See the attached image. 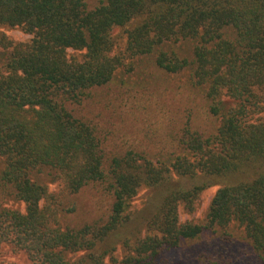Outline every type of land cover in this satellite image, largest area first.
<instances>
[{"label":"trees","instance_id":"trees-1","mask_svg":"<svg viewBox=\"0 0 264 264\" xmlns=\"http://www.w3.org/2000/svg\"><path fill=\"white\" fill-rule=\"evenodd\" d=\"M0 26L31 35L0 70V250L32 264H153L181 240L220 229L224 242L237 227L264 264V0H0ZM115 28H124L122 53H112ZM181 40L188 57L169 48ZM68 49L83 53L70 59ZM150 53L164 72L188 70L217 127L205 133L188 118L169 129L168 144L116 134L109 146L112 129L90 114L96 90L126 57ZM170 173L240 178L215 190L202 223L180 222L178 207L191 206L203 184L167 188L147 221L152 234L106 260L100 244L127 222L132 198ZM55 182L62 194L50 190ZM87 187L108 206L74 225L65 220L76 210L70 196Z\"/></svg>","mask_w":264,"mask_h":264},{"label":"rangeland","instance_id":"rangeland-1","mask_svg":"<svg viewBox=\"0 0 264 264\" xmlns=\"http://www.w3.org/2000/svg\"><path fill=\"white\" fill-rule=\"evenodd\" d=\"M99 1L86 0L88 6H94ZM113 30L112 35L117 43L112 53H122L125 44L124 28ZM30 38L31 35L19 27L0 26V70L13 46L26 43ZM169 48L175 49L179 56H190V41L181 40ZM82 53L68 49L66 56L78 59ZM154 56V53H150L133 58L126 57L107 85L96 90V93L102 94L94 98L90 114L99 124L112 129V136L107 141L109 146L117 142L116 134L138 145L155 144L159 140H167L168 144L169 129H179L188 118L205 133H210L217 127L214 117L204 115L207 101L200 91L189 84L188 70L164 72L155 64ZM128 66H131L130 71H127ZM224 100L230 105L227 98ZM263 115L264 111L257 116ZM238 178L240 177L237 175H229L192 179L170 173L168 181L162 184L141 187L130 201L127 222L100 244L101 250H108L106 260L112 257L121 258L131 251L137 238L152 234L146 227L147 221L167 188L176 185L188 188L194 184H203L204 189L191 206L181 203L178 207L180 222L202 223L215 190ZM49 188L62 194L59 192L58 182L50 183ZM70 199L75 201L76 210L66 215L65 220L74 225L99 218L108 206L107 200H103L101 194L90 187L78 194H71ZM9 205L20 210L24 208L22 203L9 202ZM220 232V229L209 230L195 239L181 240L178 246L162 250L153 264H262L241 239V228H232V235L224 242L219 240ZM0 264L32 263L23 252L13 251L5 245L0 250Z\"/></svg>","mask_w":264,"mask_h":264}]
</instances>
